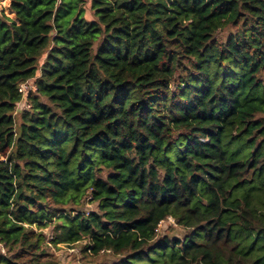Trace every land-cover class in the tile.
Listing matches in <instances>:
<instances>
[{
    "label": "trees",
    "instance_id": "obj_1",
    "mask_svg": "<svg viewBox=\"0 0 264 264\" xmlns=\"http://www.w3.org/2000/svg\"><path fill=\"white\" fill-rule=\"evenodd\" d=\"M8 1L0 264H264V0Z\"/></svg>",
    "mask_w": 264,
    "mask_h": 264
},
{
    "label": "rangeland",
    "instance_id": "obj_2",
    "mask_svg": "<svg viewBox=\"0 0 264 264\" xmlns=\"http://www.w3.org/2000/svg\"><path fill=\"white\" fill-rule=\"evenodd\" d=\"M5 0H0V12L5 11L7 16V3L4 4ZM87 10V6H86ZM87 18H90L87 12ZM229 30L220 31L217 35V39H225ZM31 86H33V80L29 81ZM29 109V103L26 104L20 103L17 105L16 111H24ZM21 113V112H19ZM19 113L15 112L14 116L16 122H18ZM86 200V203L82 207V211L90 212L96 209V204ZM44 234L47 236V243L49 244L52 236V227L49 226L48 228L43 230ZM188 231L176 226L171 219H167L165 222H162L158 228L157 235H168L174 236L177 238H183L184 235L187 234ZM86 245V241H82L72 247L66 245H45V253L48 257L57 259L60 264H84V262L91 263V264H114L118 262L119 258L112 256L109 253L100 254L97 257H85L84 254L81 253V249ZM0 253L5 254V250H3L2 246L0 245Z\"/></svg>",
    "mask_w": 264,
    "mask_h": 264
},
{
    "label": "built area",
    "instance_id": "obj_3",
    "mask_svg": "<svg viewBox=\"0 0 264 264\" xmlns=\"http://www.w3.org/2000/svg\"><path fill=\"white\" fill-rule=\"evenodd\" d=\"M32 89H34V87L31 86L29 81L19 86L18 93L21 95V102L20 103H24V104L27 103V94Z\"/></svg>",
    "mask_w": 264,
    "mask_h": 264
},
{
    "label": "crops",
    "instance_id": "obj_4",
    "mask_svg": "<svg viewBox=\"0 0 264 264\" xmlns=\"http://www.w3.org/2000/svg\"><path fill=\"white\" fill-rule=\"evenodd\" d=\"M5 3H7V6H6V7H8V5H9V1H8V0H5V1H4V4H5Z\"/></svg>",
    "mask_w": 264,
    "mask_h": 264
}]
</instances>
